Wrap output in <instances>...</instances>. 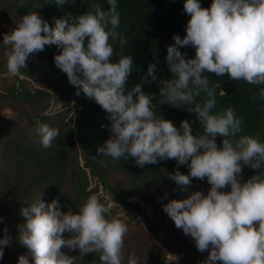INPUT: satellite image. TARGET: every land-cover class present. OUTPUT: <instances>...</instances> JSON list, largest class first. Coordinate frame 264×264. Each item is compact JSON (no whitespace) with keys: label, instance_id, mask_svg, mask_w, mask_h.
<instances>
[{"label":"clouds","instance_id":"9594fccd","mask_svg":"<svg viewBox=\"0 0 264 264\" xmlns=\"http://www.w3.org/2000/svg\"><path fill=\"white\" fill-rule=\"evenodd\" d=\"M65 2L72 0H56L57 5ZM107 2V10L93 2L91 11L70 20L55 18L54 27L36 11L23 15L3 36L7 72L19 75L30 56L55 45L56 67L111 121L110 137L97 149L102 156L132 159L141 168L175 160L188 172L177 168L167 175L182 187L193 179H207L206 194L196 191L162 205L175 227L195 241L197 250L208 253L201 264H264V142L258 135L241 134L243 122L232 107L213 111L217 95L206 75L227 74L233 81L255 85L259 90L251 99L264 100V0H211L208 7H202L200 0H184L189 16L186 35L174 34L175 43L167 47L165 57L172 78L160 79L156 64L149 63L141 83L131 88L134 57L123 52L126 40L117 32V0ZM118 38L119 53L114 46ZM189 46L195 55L186 59L180 48ZM113 56L119 59L113 61ZM158 79V94L143 90L144 83ZM202 94L206 98L198 99ZM165 103L194 113L202 130L194 133L187 119L177 127L157 116L154 109ZM35 132L44 149L60 136L59 129L39 121ZM218 136L223 138L220 144ZM101 165L107 166L105 161ZM244 167L257 171L242 181ZM20 214L25 220L17 225V239L32 260L21 255L18 264H78V257L89 253H99L100 264L125 262L129 227L97 195H90L74 212L62 211L58 199L46 203L40 192ZM10 240L8 235L0 237V259ZM65 249L79 250V256ZM127 264H139L135 251Z\"/></svg>","mask_w":264,"mask_h":264},{"label":"trees","instance_id":"16d2710c","mask_svg":"<svg viewBox=\"0 0 264 264\" xmlns=\"http://www.w3.org/2000/svg\"><path fill=\"white\" fill-rule=\"evenodd\" d=\"M93 2L100 3L105 10L109 7L107 0H72L62 5H57L56 0H0V237L8 235L11 238L10 245L4 247L0 264H18L21 255L32 260L27 248L18 242L17 225L25 220L20 214L21 208L33 202L37 194L41 192L46 203L58 199L62 211L75 212L90 195H97L102 203L109 205L100 193L102 188L118 203L111 206L112 215L129 227L124 264L133 251L139 264H201L208 253L197 250L195 241L175 227L162 205L171 199H185L196 191L206 194L210 187L206 178L203 181L193 179L182 187L167 175L177 168L182 173L188 172L186 165H177L175 160L159 161L141 168L132 159L113 160L102 156L97 149L110 137L111 121L82 88L70 84L66 74L56 67L54 55L59 49L55 45L46 46L44 51L28 58L26 69L20 72L26 78L7 72L5 51L8 49L1 38L23 15L36 11L54 27L55 18L70 20L91 11ZM200 3L202 7H208L211 0H200ZM183 4L184 0H117L120 13L117 32L126 40L123 52L134 57L129 88L141 83L149 63L156 64L160 79L172 78L165 57L167 47L175 43L174 34L181 38L186 35L189 16L184 12ZM114 46L119 53V38ZM180 51L186 59L195 55V49L190 46L181 47ZM118 59V56L112 57L113 61ZM206 75L209 86L217 95L213 111L232 107L243 122L241 134L258 135L264 142V100L251 99L259 90L257 86L233 81L227 74L222 77ZM160 79L144 83L143 90L158 94ZM33 81L38 86H34ZM205 98L202 94L198 99ZM154 110L157 116L162 115L177 127L187 119L194 133L202 130L195 121V114H190L187 109L165 103ZM37 121L60 131L57 142L49 149L42 148L39 143L40 137L35 132ZM222 139L218 136L217 143L220 144ZM101 161L107 166H102ZM256 171L244 167L241 180L249 179ZM90 174L97 178L94 187H90ZM224 190L228 191L230 187ZM126 208L133 212L127 213ZM138 215L141 219H137ZM65 251L79 256V250ZM78 264H100L99 253L78 257Z\"/></svg>","mask_w":264,"mask_h":264},{"label":"built area","instance_id":"2783aa9c","mask_svg":"<svg viewBox=\"0 0 264 264\" xmlns=\"http://www.w3.org/2000/svg\"><path fill=\"white\" fill-rule=\"evenodd\" d=\"M20 77H21V78H26V76H24V75L21 74V73H20ZM33 85H34V86H38L37 83L34 82V81H33ZM96 184H97V182H96ZM96 184H95V185H96ZM95 185H94V186H95ZM94 186L92 185V186H90V187H94ZM101 188H102V186H101ZM100 193H101L102 195H104V196L107 198V200H108V204H109V205L114 206V205H117V204H118V203H116L115 201H113L108 195H106V194L104 193L103 188L100 190ZM125 211H127V213H131V212H133V210H130V209H127V208L125 209ZM137 219H141V217L138 215V216H137Z\"/></svg>","mask_w":264,"mask_h":264},{"label":"rangeland","instance_id":"374dc122","mask_svg":"<svg viewBox=\"0 0 264 264\" xmlns=\"http://www.w3.org/2000/svg\"><path fill=\"white\" fill-rule=\"evenodd\" d=\"M11 30H9V32H10ZM8 32V33H9ZM3 39V37L1 38V40ZM0 58H1V54H0ZM1 101V100H0ZM2 105V102H0V106ZM11 112H12V110H10ZM9 110H6V112H10ZM8 116H11L12 117V115L11 114H8ZM83 164V163H82ZM89 180H90V186H94L95 184H96V182H97V178L96 177H92L91 176V174H90V176H89ZM1 193H2V191H0V196H1ZM168 257H169V259H170V257H171V255H170V253H168V255H167Z\"/></svg>","mask_w":264,"mask_h":264}]
</instances>
